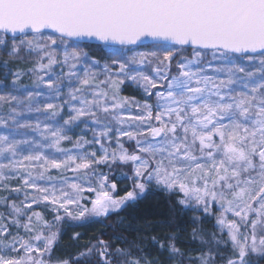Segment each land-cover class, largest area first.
Segmentation results:
<instances>
[{
  "label": "snow or ice",
  "instance_id": "6c2138e0",
  "mask_svg": "<svg viewBox=\"0 0 264 264\" xmlns=\"http://www.w3.org/2000/svg\"><path fill=\"white\" fill-rule=\"evenodd\" d=\"M0 53L35 57L26 72L5 74L11 85L0 81L11 88L0 94L10 109L0 117V182L19 179L23 187L11 191L24 193L19 204L0 201L8 209L0 213V264H90L94 254L99 264L264 257V0H0ZM26 74L32 90L20 83ZM126 82L140 99L122 95ZM25 112L44 119L22 122ZM116 164L131 171L123 195L96 171ZM151 187L192 213L186 250L173 233L149 237L157 258L135 242L112 251L103 239L71 259L54 257L65 218H106ZM34 205L50 208L52 219Z\"/></svg>",
  "mask_w": 264,
  "mask_h": 264
},
{
  "label": "trees",
  "instance_id": "16d2710c",
  "mask_svg": "<svg viewBox=\"0 0 264 264\" xmlns=\"http://www.w3.org/2000/svg\"><path fill=\"white\" fill-rule=\"evenodd\" d=\"M147 50V49H143ZM96 56H100L101 52L92 51ZM185 55H190L185 53ZM99 58V57H98ZM8 60V66H3V61ZM35 62L34 56H28L26 53L22 54L20 59H10L8 56L0 53V81L11 85L12 76L7 75L9 72H16L18 70L26 72L33 67ZM47 79V77H45ZM22 85L29 90L33 89V78L30 75H24L21 78ZM131 82H126L123 87L122 95L141 98L138 90ZM11 91V88L0 87V93L5 94ZM15 94V93H14ZM126 139V138H125ZM126 147L130 145L126 142ZM97 172H103L109 176L110 182L117 183L119 187L121 183L125 182L126 170L123 165L99 166L96 168ZM56 175L55 171L52 173ZM68 175L71 176V173ZM1 183L7 184L8 187L0 188V201L7 197L9 200H15L17 204L24 199L23 191L14 193L11 191L15 187H23L21 182H15L14 179H9ZM128 186L120 188L119 194H123V189ZM27 191H31L28 189ZM90 196V195H88ZM86 197V196H85ZM34 210L44 213L45 219L51 220L52 213L50 208H45L44 205L35 206ZM0 213H4L7 217L8 209L5 204L0 202ZM191 212L181 213L175 207V197L157 190L149 188L145 196L138 199L134 204L126 206L119 213H112L108 217H90L87 221H72L65 218L59 225L60 235L54 246V257L71 259L79 252L84 250V246L96 242L97 239H103L113 244V249L116 247L126 248L130 247L132 242L139 244L141 248L146 249L150 253L151 258H157L159 252L157 248L149 242L150 236H163L175 233L180 238L178 246H182L185 250L189 247V237L193 225L190 222ZM22 222L24 218H21ZM172 225L169 227V225ZM151 226V227H149ZM206 227H211V222H205ZM142 230V231H141ZM13 233L19 231L20 235H25L23 228H11ZM76 233H79V238L74 239ZM114 237L127 238L128 244L121 243L120 240L113 239ZM138 254V253H137ZM99 256L93 255L90 264H99ZM255 264H264V257L255 260Z\"/></svg>",
  "mask_w": 264,
  "mask_h": 264
},
{
  "label": "rangeland",
  "instance_id": "374dc122",
  "mask_svg": "<svg viewBox=\"0 0 264 264\" xmlns=\"http://www.w3.org/2000/svg\"><path fill=\"white\" fill-rule=\"evenodd\" d=\"M142 50H143V49H142ZM145 51H146V50H145ZM90 55L93 56V57H95V58H98V57H100V56L102 55V53H101L100 56H96V55H94V54L92 53V51H91V52H90ZM187 56H190V55H187ZM56 71L59 72L60 69L57 68ZM149 71H150V69H149ZM134 86H135V85H134ZM136 88H137V87H136ZM137 90H138V91H137ZM137 90H136V91L138 92L137 95L139 96V94H140V96H141V95H142L141 91H140L138 88H137ZM40 91L44 92L45 95H46L47 92H48V90H47L46 88H41ZM63 91H64V94L66 95V93H67V88L65 87ZM0 94H2V93H0ZM41 99L43 100V97H41ZM138 99H139V97H138ZM52 102H54V103H59V102H61V101H56V100H54V101H52ZM9 111H10V109H9V106H8V105L0 103V117H3V118H5V119H7V118H8V113H9ZM66 111H67V109H65V112H66ZM133 111H134V110H133ZM37 118H39L40 120H43V119H44L43 116H41L40 114L35 113V112H31V113H29V112H25V114H24L23 116L18 117V119H20L22 122H23L24 120H29V121H31V122H33V123L36 121ZM9 122L11 123V121H9ZM83 127H84V125H81L79 128H76V129L74 130L73 133H69V134H70V135H73V138L75 139V136H76V135H80V134H81V129H82ZM4 131H5V129L0 128V132H4ZM20 132L25 133L26 136H27V138H36V139L39 138V134L33 132L31 129H21ZM91 137H92V133H91V131H88L87 134H86V138L91 139ZM17 138H21V137H20L19 135H17ZM62 147H65V148H71L72 145L69 144V143H64V144L62 145ZM89 150H91V149H89ZM123 169L126 170L125 174H126V177H128V179H127L125 182L121 183V185L118 187V190H119L120 188H123V186H128V188H129L130 185H131V180L129 179V177L131 176L130 167H128V166H123ZM14 181H15V182H18V183L21 182L19 179H14ZM0 183H1V182H0ZM21 183H22V182H21ZM92 183H93V184L95 183V178H93ZM85 186H87V185H85ZM152 188H155V187H152ZM155 189H156V188H155ZM157 190H158V189H157ZM160 191H161V190H160ZM145 194H146V193H145ZM145 194H144L142 197H144ZM83 195L86 196V197H91V196H92V194H91V193H88V192L83 193ZM88 195H90V196H88ZM122 195H123V194H122ZM142 197H140V198H142ZM140 198H139V199H140ZM125 207H126V206H125ZM125 207H124V208H125ZM124 208H123V209H124ZM121 210H122V209H121ZM121 210H120V211H121ZM111 214H112V213H111Z\"/></svg>",
  "mask_w": 264,
  "mask_h": 264
}]
</instances>
